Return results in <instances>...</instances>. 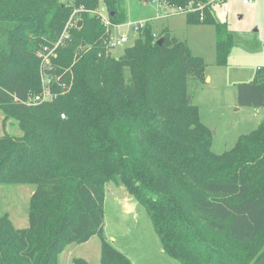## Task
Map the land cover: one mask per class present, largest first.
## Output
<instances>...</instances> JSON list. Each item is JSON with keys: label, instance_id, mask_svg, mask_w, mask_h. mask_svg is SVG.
Segmentation results:
<instances>
[{"label": "trees", "instance_id": "16d2710c", "mask_svg": "<svg viewBox=\"0 0 264 264\" xmlns=\"http://www.w3.org/2000/svg\"><path fill=\"white\" fill-rule=\"evenodd\" d=\"M136 2H161L187 24L213 26L215 64H226L234 37L212 1ZM126 4L0 0V108L21 131L0 135V184L34 185L26 227L0 214V264H56L68 243L94 235L98 264H132L105 239L108 183L144 206L162 250L180 264H264V116L214 153L189 91L206 64L187 41L156 35L146 21L120 55L109 54L108 28L96 14L103 5L110 25H119ZM72 11L81 12V25L46 71L53 98L28 104L41 89L36 51L55 46ZM236 100L264 107L263 75L238 83Z\"/></svg>", "mask_w": 264, "mask_h": 264}, {"label": "rangeland", "instance_id": "374dc122", "mask_svg": "<svg viewBox=\"0 0 264 264\" xmlns=\"http://www.w3.org/2000/svg\"><path fill=\"white\" fill-rule=\"evenodd\" d=\"M208 1L213 3L215 19L226 21L234 37V45L225 65H217L214 61L213 26L187 24L184 14L171 13L172 9L169 7L165 10L161 2L139 4L136 0H127L125 21L110 26L107 31L109 36L127 34V41L108 51L111 56L117 57L126 46L131 45L137 36L134 24L139 21L150 22L156 35L165 30L187 41L192 53L202 57L206 64L204 79L195 87L189 88L191 99L198 106L200 121L211 130V150L220 154L230 149L241 134L252 131L264 116V107L258 112L255 107L238 106L236 100L238 83L253 80L256 73L263 75L264 81V0H249L248 3H243V0ZM98 11L96 15L102 20L107 15L105 7L100 5ZM89 13L94 14V11ZM81 17V12L72 11L68 18L69 37L61 41L58 39L51 49L52 53L44 54V49L36 51L39 66L48 65L51 58L55 57L54 49L70 40V30L78 28L77 23L82 22ZM39 73L41 89L37 94L43 92L44 86L50 90L54 86L40 68ZM34 95L29 94V97ZM2 134L17 136L21 131L14 120L4 122L0 108V135ZM104 188L105 239L124 253L132 264H180L162 250L144 206L122 186L116 188L108 183ZM33 189L34 185L30 183L0 184V214H7L17 228L28 225L27 212ZM125 202L131 206L130 209L126 208ZM99 257L100 239L94 235L84 243H68L59 252L56 264H76L77 259H82L87 264H98Z\"/></svg>", "mask_w": 264, "mask_h": 264}, {"label": "built area", "instance_id": "2783aa9c", "mask_svg": "<svg viewBox=\"0 0 264 264\" xmlns=\"http://www.w3.org/2000/svg\"><path fill=\"white\" fill-rule=\"evenodd\" d=\"M244 3H247L249 2V0H243ZM99 13V11H98ZM69 21L70 19L68 20V22L66 23V26L64 27L60 37H59V40H66L68 37H69V27H70V24H69ZM103 22V25L106 26L108 29L110 26H114V25H110V22L108 20V16L106 15L105 17H103V19L101 20ZM145 22H141L139 21L138 23L135 22V30L137 31L138 28H140L141 26H143ZM127 34H124V33H121L120 35H110L106 41V46L108 47V49H113L117 46H120V45H123L126 41H127ZM59 43V42H58ZM46 53H52V50H48L46 51V49H44V54ZM42 54V57L43 55ZM43 61V59H42ZM44 62V61H43ZM42 69H43V72L45 75L46 74V71L50 69V63L48 65H45V67L41 66ZM260 69V68H258ZM48 78V76H47ZM49 80V79H48ZM53 98V95L51 93V90L49 89V87L47 86H44L43 88V92L41 94H35L33 97H29L27 99V103L30 104V103H38V102H43V101H50L52 100Z\"/></svg>", "mask_w": 264, "mask_h": 264}, {"label": "water", "instance_id": "95a60500", "mask_svg": "<svg viewBox=\"0 0 264 264\" xmlns=\"http://www.w3.org/2000/svg\"><path fill=\"white\" fill-rule=\"evenodd\" d=\"M112 14H113V13L111 12L110 15H112ZM80 25H81V21H78V23H77V27H79ZM162 40H163V38H159V39L157 40V44H161ZM125 206H126L127 209H130V208H131L130 205H129L127 202H125Z\"/></svg>", "mask_w": 264, "mask_h": 264}, {"label": "crops", "instance_id": "0c3cea01", "mask_svg": "<svg viewBox=\"0 0 264 264\" xmlns=\"http://www.w3.org/2000/svg\"><path fill=\"white\" fill-rule=\"evenodd\" d=\"M244 3V2H243ZM248 3V2H247ZM166 13H169V12H166ZM171 13H172V11H171ZM174 14H180V13H174ZM174 14H172V15H174ZM183 15V14H182ZM171 16V15H170ZM173 35H174V33H173ZM176 36V35H175ZM176 37H178V36H176ZM179 38V37H178ZM179 39H181V38H179ZM261 110V108H256V111H260ZM131 207V206H130Z\"/></svg>", "mask_w": 264, "mask_h": 264}]
</instances>
